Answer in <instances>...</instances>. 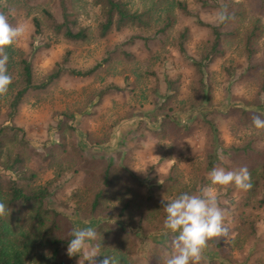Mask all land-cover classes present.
Here are the masks:
<instances>
[{"label": "trees", "instance_id": "16d2710c", "mask_svg": "<svg viewBox=\"0 0 264 264\" xmlns=\"http://www.w3.org/2000/svg\"><path fill=\"white\" fill-rule=\"evenodd\" d=\"M57 1L60 19L48 9L41 10L46 27L54 37L79 44L88 43L91 38L104 39L112 32L125 29L154 30L150 37L138 34L135 39L147 43L149 39L161 36L158 40L163 42L162 38H167L168 35H165L175 25V10L193 18L198 26L209 28L212 35L204 55L193 64L200 73L216 57L224 54L226 41L239 44L246 58L250 59L257 53V40L262 34L258 14L264 11V0H254L250 14L253 16L249 17L247 23L242 22L245 11L242 5L229 11L223 0H194L199 9L215 8L218 13L222 6H226L228 19L224 23L217 21L216 25L202 22L198 13L189 10L186 2L180 0H138L136 6L132 3L136 0ZM88 5L99 9L100 19L94 31L82 26L78 18L81 9ZM0 12L9 16L8 0H0ZM31 22L35 34L42 33L41 20L33 16ZM231 23L235 24L229 27ZM185 33L186 30L179 37L180 53H184ZM5 51L9 57L7 69L12 84L8 92L0 96V168L9 175L0 178V202L5 203L11 211L9 217H0V264H78L76 256L69 258L66 255L68 234L74 228L72 222L48 205V199L58 197L65 182L71 181L78 171L86 174L90 185L85 195L73 192L71 200L78 197L72 204L74 215L78 218L105 219L94 227L102 235V255L96 258L97 261L107 255L114 258L115 264H158L157 254L163 247L150 235L164 231L166 214L161 200L175 198L183 192L199 194L204 183H207L206 176L214 167L228 170L218 153L223 144L217 128L211 122H206L210 140L198 173L184 172L176 163H172L151 187L134 174L123 160L120 165H115L99 157H87L77 141L70 113H61L60 120L55 123L57 141L44 145L43 152H39L29 143L23 129L14 123L26 95L45 91L63 77H90L98 65L86 71L72 70L68 68L70 52H67L42 81L36 82L31 59L14 43ZM262 56L264 58V49ZM170 90L174 91V87ZM169 97L167 95L166 100ZM254 115L264 119V114L254 110L234 108L229 112V130L233 140L222 152L226 159L237 161L239 168L249 169L251 190L241 191L234 185L214 186L217 191H224L230 199L235 193L240 196L239 202L233 203L234 210L244 213L232 241L236 245L257 238L256 220L245 210L263 204L264 148L260 144L264 143V130L253 126ZM167 122L171 126L170 131ZM189 130L191 128L187 124L175 126L169 116H165L154 133L160 139H165L167 135L174 138L187 135ZM46 171L51 172L52 179L41 182L39 172ZM225 208L228 209V206ZM225 240L220 237L209 241L208 245L220 260H210L207 264L235 263ZM256 262L264 264V253Z\"/></svg>", "mask_w": 264, "mask_h": 264}, {"label": "rangeland", "instance_id": "374dc122", "mask_svg": "<svg viewBox=\"0 0 264 264\" xmlns=\"http://www.w3.org/2000/svg\"><path fill=\"white\" fill-rule=\"evenodd\" d=\"M180 1L198 13L202 22L217 24V9H199L194 0ZM223 1L229 11L243 6V23L253 16L250 14L254 0ZM138 2L133 1V6ZM8 8L9 23L23 29L14 45L31 59L36 82L42 81L67 52H70L68 68L72 70L86 71L98 65L90 77H63L45 91L26 95L14 123L23 129L29 143L39 152H43L44 145L57 141L55 123L60 120L61 113H70L77 141L87 157H99L115 165H120L123 160L151 187L172 163L187 173L200 171V162L210 140L206 125L209 121L217 128L223 144L218 150L220 160L228 170H238L237 161L222 155L223 148L233 140L228 114L234 108L264 114V11L258 14L262 34L257 40V53L247 59L239 44L226 41L224 54L200 73L193 64L204 55L212 40L210 29L198 26L193 18L177 10L175 25L165 35L167 38H162L163 42L158 40L161 36L149 39L147 43L135 39L138 34L150 37L154 30L125 29L112 32L104 39L91 38L90 42L79 44L54 37L46 27L41 10L48 9L60 19L57 0H8ZM33 16L41 20L42 33L39 35L34 32ZM78 18L82 26L94 31L100 19L99 9L88 5L81 9ZM185 30L184 53H180L179 37ZM173 87L174 91H171ZM167 95L170 97L166 100ZM165 116H169L175 126L187 124L191 130L187 135L175 138L167 135L160 139L154 132ZM166 126L170 131L168 122ZM260 145L264 148V143ZM162 158L171 161H162ZM39 173L41 182L52 179L49 171ZM8 175L0 168V178ZM206 181L203 187L210 185L209 175ZM89 185L86 174L78 171L71 181L65 182L58 197L48 199L49 207L69 218L73 227H96L105 219L78 218L73 213L72 204L78 199L71 200L73 192L85 195ZM212 187L220 207L228 206L230 212L225 221L230 234L225 242L230 247L234 264H258L256 259L264 253V194L261 206L245 210L256 220L257 238L236 245L232 241L244 213L234 210L233 203L239 202L240 196L235 193L230 199L224 191ZM163 233L159 231L150 237L164 248L169 237ZM76 259L78 262L80 257L77 255ZM210 260L220 258L208 245L201 264Z\"/></svg>", "mask_w": 264, "mask_h": 264}, {"label": "clouds", "instance_id": "9594fccd", "mask_svg": "<svg viewBox=\"0 0 264 264\" xmlns=\"http://www.w3.org/2000/svg\"><path fill=\"white\" fill-rule=\"evenodd\" d=\"M227 19V8L222 6L218 21L224 23ZM22 34L23 29L9 23L7 16L0 12V96L5 95L12 84L5 49ZM252 124L256 129L264 130V119L260 115L252 117ZM209 180L210 185L202 187L199 194L183 192L175 198L161 200L166 214L163 234L169 240L157 254L158 264H201L209 241L229 237L230 227L225 221L230 212L220 207L212 186L234 185L247 192L252 188L251 173L247 167L238 170L214 167L209 173ZM10 211L5 203L0 202V217H9ZM68 237L66 255L69 258L78 255V264H85L86 261L87 264H115L114 258L107 255L97 261L96 258L102 255V235L96 229L74 227Z\"/></svg>", "mask_w": 264, "mask_h": 264}]
</instances>
